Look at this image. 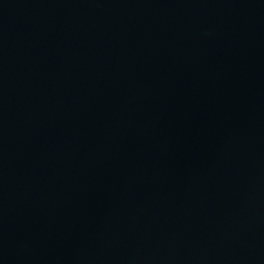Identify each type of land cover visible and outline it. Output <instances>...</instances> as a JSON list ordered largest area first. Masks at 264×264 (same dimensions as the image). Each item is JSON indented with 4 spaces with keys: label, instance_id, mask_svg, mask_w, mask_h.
I'll use <instances>...</instances> for the list:
<instances>
[{
    "label": "water",
    "instance_id": "95a60500",
    "mask_svg": "<svg viewBox=\"0 0 264 264\" xmlns=\"http://www.w3.org/2000/svg\"><path fill=\"white\" fill-rule=\"evenodd\" d=\"M0 264H264V0H0Z\"/></svg>",
    "mask_w": 264,
    "mask_h": 264
}]
</instances>
